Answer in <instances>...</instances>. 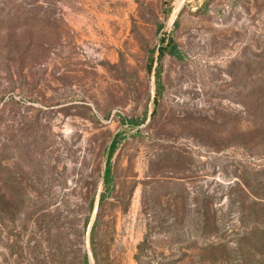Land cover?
Segmentation results:
<instances>
[{
    "label": "rangeland",
    "instance_id": "rangeland-1",
    "mask_svg": "<svg viewBox=\"0 0 264 264\" xmlns=\"http://www.w3.org/2000/svg\"><path fill=\"white\" fill-rule=\"evenodd\" d=\"M167 3L0 0V264H264V0Z\"/></svg>",
    "mask_w": 264,
    "mask_h": 264
},
{
    "label": "trees",
    "instance_id": "trees-1",
    "mask_svg": "<svg viewBox=\"0 0 264 264\" xmlns=\"http://www.w3.org/2000/svg\"><path fill=\"white\" fill-rule=\"evenodd\" d=\"M169 4V0L168 3ZM170 9L167 7L164 9V14L167 15L169 14ZM176 25V22L174 23ZM165 55H169L172 57H175L177 59H181L183 57L182 51L178 48L176 42L174 41L173 37L171 34H164L161 38L159 43L155 48H153L150 53L148 54L147 57V70L153 71V76H154V109L152 111V116L155 113L156 110V105L159 97L161 96V92L163 89L162 83H161V70H162V59ZM145 118L141 120H136L133 118L129 119H124L122 118V122L128 123L130 126H137L141 123H143ZM122 133H116L111 141L110 144L106 150V161H105V167L103 171V176H102V183H103V190L100 195H99V202L103 201L105 196V191L108 190L109 186L112 183L113 179V174L111 170V157L113 156L118 143L122 139Z\"/></svg>",
    "mask_w": 264,
    "mask_h": 264
}]
</instances>
